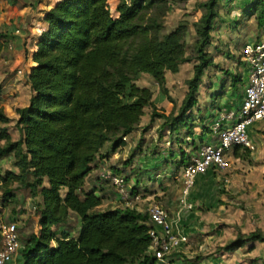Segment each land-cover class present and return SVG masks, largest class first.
<instances>
[{
	"label": "trees",
	"instance_id": "16d2710c",
	"mask_svg": "<svg viewBox=\"0 0 264 264\" xmlns=\"http://www.w3.org/2000/svg\"><path fill=\"white\" fill-rule=\"evenodd\" d=\"M188 1L47 0L45 27L13 71L22 72L19 77L31 91L28 104L17 111L15 121L0 110V160L11 157V167L17 169L0 174V220L1 210L16 200L17 188L38 187L41 197L35 229L19 250V264L153 263L144 210L96 211L103 197L95 188L84 191V185L97 162L116 154L138 130L145 109L151 110L150 121H163L159 139L181 130L187 138L194 136L191 110L199 84L214 66L208 48L223 0H205L195 7L199 15L187 55L188 23L181 21L167 32L160 20L167 11H185ZM254 11L260 26L264 2L252 3L244 13L253 16ZM191 61L192 77L175 108L165 87L166 73L176 74L181 64ZM141 75L157 84L167 102L162 112L152 91L136 84ZM2 91L0 86V97ZM12 122L20 133L17 140L12 139ZM200 126L210 132L206 123ZM179 153L177 169L188 161L184 150ZM232 156L248 159L250 153L235 148ZM70 214L79 219L76 236L65 230L56 233L53 227ZM261 243L264 236L258 231L238 234L221 251L231 257L255 251Z\"/></svg>",
	"mask_w": 264,
	"mask_h": 264
},
{
	"label": "rangeland",
	"instance_id": "374dc122",
	"mask_svg": "<svg viewBox=\"0 0 264 264\" xmlns=\"http://www.w3.org/2000/svg\"><path fill=\"white\" fill-rule=\"evenodd\" d=\"M16 1L0 0V13L5 11L4 8L9 5V2L14 3ZM25 1L27 4L31 3L32 11L36 13V0ZM257 1L223 0L218 6V17L214 21L211 46L208 48L209 54L213 57L214 66L207 70L198 87L197 104L191 110L192 121L196 126L193 128L194 136L191 135L190 140L196 139L199 134L206 132L200 125L206 123L207 114L210 116L212 110L216 108L215 106L224 101L235 108L238 103L237 95L241 94L246 79V71L243 72L245 65L242 61L241 49L246 43L258 41L264 37V23L257 26L258 11H254L255 15L253 16H248L249 12L244 13L246 8ZM259 1L264 2V0ZM204 2L205 0H190L186 3L185 11L181 9L167 11L160 20L167 32L175 29L181 21L188 23L187 55L194 42L192 25L199 15V11H196L195 7ZM21 5L22 3L19 1L17 6ZM0 18H2L1 14ZM2 26L3 32H0V36L5 35L4 32L7 28L4 23ZM5 39L7 38L0 37V43H4L0 65L3 60L7 61L8 51H12L16 44L11 36L7 39V43L4 42ZM10 46L11 48H9ZM192 65V61L186 62L180 65L178 73H166L165 87L169 97L175 102V108L183 99L187 89V80L192 77ZM237 75L240 76V81L236 83L233 78ZM234 83L235 87L233 86ZM136 84L152 91L156 109L162 112L167 102H163V95L154 80L147 75H141ZM26 93L29 94V91L27 90ZM27 97L25 96V98ZM15 98L13 103L6 102L0 107V110L13 121L17 118V111L25 105L23 97L19 93ZM150 116L151 110L145 109L138 130L126 138L125 145L116 154L97 162V167L85 180L84 191L95 188L103 197L101 207L97 208L96 211L120 208L121 205L116 199L115 188L109 182L100 179L99 168L101 166L111 169L116 174L123 175L126 179L125 184L128 186H133L132 179L140 183L142 181L148 182L146 178L151 177V180H148L155 183L161 180L159 178H163L162 181L165 183V185L163 184L165 186L163 194L153 196L150 201L164 202L165 208L177 204L183 167L177 169L176 162L180 157L179 149H187L189 145H185V143L190 141L189 138L185 137L186 132L184 130H181L178 135H164L162 139H159V130L163 121L156 118L150 121ZM14 123L12 122L9 128L12 131V139L17 140L20 133L14 129ZM253 131L255 136L261 139V142L258 143V146L255 145V151L252 155L248 159L242 160H235L234 156L229 155L228 168L215 170L213 173V188L204 195L193 199L196 204L201 205L203 202L207 207L200 208L197 206L192 212H200L202 216L206 217L202 221V225L196 227V233L194 232V235L190 236L189 243L185 245V248H189L186 252L187 255L182 254L183 264H196L197 262L210 264L209 258L212 260L219 258L223 254L221 251L223 247L234 240L238 234L247 235L258 231L264 236V121ZM195 134L197 135L195 136ZM206 134L207 132L204 136ZM183 139L184 141H182ZM194 142L197 144L198 140H194ZM1 144L2 142H0ZM101 152L102 155L105 154L104 150ZM130 159L131 162L128 163ZM11 160V157L2 160L0 173L6 171L7 167H11ZM158 174L160 175L159 178ZM203 185L205 182L202 179L199 182V187ZM157 187L161 188L159 185ZM199 187L195 188L194 186L193 191ZM201 191L202 189L198 193ZM15 194L16 200L6 206L5 210H1V220L5 222L19 221L18 233L22 246L24 239L35 229L37 219L34 218L38 216L41 197L38 187H33L30 190L17 188ZM78 228L79 219L75 215H71L63 224L55 226L54 231L59 233L65 230L72 237H75ZM229 256H231L230 259L234 264H264V243L258 244L255 251L251 250L241 255L231 253Z\"/></svg>",
	"mask_w": 264,
	"mask_h": 264
},
{
	"label": "built area",
	"instance_id": "2783aa9c",
	"mask_svg": "<svg viewBox=\"0 0 264 264\" xmlns=\"http://www.w3.org/2000/svg\"><path fill=\"white\" fill-rule=\"evenodd\" d=\"M242 61L245 65L246 79L241 94L237 95L235 108L218 110L212 120L207 123L213 142L204 143L194 153L189 154L188 161L182 168L181 187L176 204L175 218L179 219L185 212L194 208L190 199L195 181L199 175L210 168L226 170L229 166V155L234 149L253 153L255 144L249 137L248 128L264 121V37L258 41H250L241 49ZM17 74L22 76V72ZM211 116V115H210ZM99 177L109 182L116 190V199L120 207L134 209L141 200V194L132 193L133 186L125 184V177L111 169L101 166ZM144 212L150 225L151 243L148 255L152 264H174V252L188 238L177 228L162 204L149 201ZM19 221L5 222L0 220V264H14V259L21 244L18 233Z\"/></svg>",
	"mask_w": 264,
	"mask_h": 264
},
{
	"label": "crops",
	"instance_id": "0c3cea01",
	"mask_svg": "<svg viewBox=\"0 0 264 264\" xmlns=\"http://www.w3.org/2000/svg\"><path fill=\"white\" fill-rule=\"evenodd\" d=\"M21 1L22 3V8L21 6H17V3ZM54 1V0H52ZM37 3V12L35 13V11L33 10V7L31 6V3H26L25 0H17L16 2H9V5L7 7H5V11L1 12V16L2 18H0V32H3V26L2 23L5 24L6 31L4 32L5 35L3 37V35H1V38H9V36H11L12 39H14L16 41V44L14 45V49L11 51H8V59L7 61L3 60V63L0 65V86H2L3 91L1 93V97H0V107L2 105H4V103H13L15 101V97H17V93L20 94L21 97H23V101L25 103V106H27L29 98L31 96V92L30 89L28 87V85H26L24 83V81H22V79L17 76V75H13V71L17 68V67H21V64L23 63L26 55H25V48L26 46L29 48L31 42L33 41L32 38L34 39L36 37V35H38L40 33V31L43 30V28L45 27V24L42 20V12L46 9L47 6V0H36ZM15 4V6H14ZM18 7V8H17ZM38 9H40L41 11L38 12ZM24 13H23V11ZM7 39L4 40V42L7 43ZM13 40V41H14ZM14 41V42H15ZM4 45V43H0V56L2 57L3 53H2V46ZM9 46V44H7ZM17 45V48H16ZM7 46V48H8ZM11 48V46L9 47ZM10 76V77H9ZM20 82V83H19ZM29 91V94L26 93V91ZM25 96H28L27 98H25ZM21 107V108H23ZM216 108L212 110L211 112V116H208L207 114V118L208 120H206V124L209 123L213 116L215 115V113L218 110H223V109H231L232 106H230L227 102L222 101L221 103H219V105L215 106ZM206 118V119H207ZM262 123V121L255 123L254 125H251L248 128V132H249V137L252 140V142L258 146V143L261 142V139L258 138V136H255L256 134L254 133L253 129L258 127L260 124ZM205 131V130H203ZM207 132L206 136L205 133ZM203 132L201 134H199V136L196 139H192V141L189 138L190 142H186L185 145H189V147L187 149L184 150V152L186 153L187 159L189 157V154L194 153L201 145H203L204 143H209L212 141V135L210 134L209 131ZM197 134H195L196 136ZM193 137V136H192ZM195 138V137H193ZM194 140H198V143L196 144L194 142ZM198 145V146H197ZM197 146V147H196ZM195 148H197L196 150H194ZM250 155H252V153H250ZM235 160H239L240 158H234ZM242 160V159H241ZM4 161V159H3ZM2 160H0V164L1 162H3ZM147 168V167H146ZM6 170L12 171V172H17L16 168L13 167H7ZM216 169L214 168H210L206 173L199 175L195 181V188L199 187V182L203 179V182H205V185H203L202 187H199V189H195V191L192 190L190 199L194 204V208L196 209L197 206H199L200 208H202L203 206L206 208L207 205H204V203L202 202L201 205H199L198 203L196 204V202L193 200L195 199V197H200L202 195H204L207 191H210L213 186H214V182H213V173L215 172ZM217 171V170H216ZM1 174V173H0ZM167 176V175H166ZM160 177V175L158 174V178ZM134 178V177H133ZM148 182L146 181H142L140 183H138L135 179H132L133 181V189L134 192H138L141 194V200L137 202L135 209L137 211L142 212L146 206V204L152 199L153 196H160L161 194H163L164 189H165V183H163L162 179L163 178H159L161 179L160 181H156L155 183L153 181H149L148 179L151 180V177L146 178ZM205 179V180H204ZM158 182V183H157ZM46 184V183H45ZM164 184V185H163ZM135 185H137L135 187ZM161 186V188H158L157 186ZM135 187V188H134ZM26 189V188H24ZM194 189V188H193ZM202 189L201 192L198 193V191H200ZM30 190V189H27ZM98 194H100V192H97ZM178 198V197H177ZM161 203V202H159ZM163 205V207L165 208L164 202L161 203ZM101 207V206H100ZM172 207V206H171ZM165 208L169 214V216L171 217V219H174V223L177 226V228L179 230H181V232L183 234H185L188 238V241L186 244H183L179 249H177L174 252V264H183L184 263V258L182 254H186V252H188V248H185V245H187L190 241V236L194 235V232L196 233V227H200V225H202V221L204 220V218L206 216H202L200 212H192L193 209L189 212H185L181 215V217L179 219L175 218V213H176V204L173 205L172 208ZM5 210L2 209V211ZM73 214H70L68 217H70ZM21 220V218H19ZM35 220L37 218H34ZM54 229V227H53ZM79 229V228H78ZM78 232V230H77ZM187 255V254H186ZM210 264H234L233 261L230 259V257H227L226 254H221L219 258H214V260L210 259ZM20 263V256H19V251L18 254L16 255L15 259H14V264H19ZM189 264V263H187ZM193 264V263H192ZM196 264H204L203 262H197ZM241 264V263H239Z\"/></svg>",
	"mask_w": 264,
	"mask_h": 264
}]
</instances>
